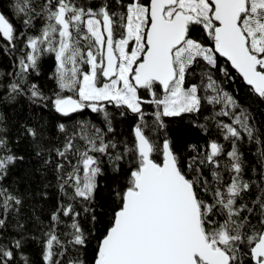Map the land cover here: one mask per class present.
I'll return each instance as SVG.
<instances>
[{"label":"snow or ice","instance_id":"obj_1","mask_svg":"<svg viewBox=\"0 0 264 264\" xmlns=\"http://www.w3.org/2000/svg\"><path fill=\"white\" fill-rule=\"evenodd\" d=\"M0 264H264V0H0Z\"/></svg>","mask_w":264,"mask_h":264}]
</instances>
